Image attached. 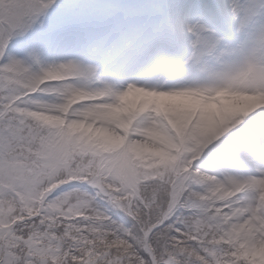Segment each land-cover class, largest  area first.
Instances as JSON below:
<instances>
[{"label": "snow or ice", "instance_id": "obj_1", "mask_svg": "<svg viewBox=\"0 0 264 264\" xmlns=\"http://www.w3.org/2000/svg\"><path fill=\"white\" fill-rule=\"evenodd\" d=\"M0 264H264V0H0Z\"/></svg>", "mask_w": 264, "mask_h": 264}]
</instances>
